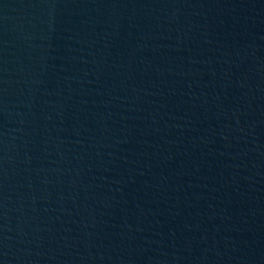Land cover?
Returning <instances> with one entry per match:
<instances>
[{"label":"water","instance_id":"water-1","mask_svg":"<svg viewBox=\"0 0 264 264\" xmlns=\"http://www.w3.org/2000/svg\"><path fill=\"white\" fill-rule=\"evenodd\" d=\"M0 264H264V0H0Z\"/></svg>","mask_w":264,"mask_h":264}]
</instances>
